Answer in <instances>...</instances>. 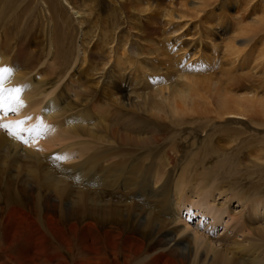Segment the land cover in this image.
<instances>
[{
  "label": "bare ground",
  "instance_id": "bare-ground-1",
  "mask_svg": "<svg viewBox=\"0 0 264 264\" xmlns=\"http://www.w3.org/2000/svg\"><path fill=\"white\" fill-rule=\"evenodd\" d=\"M46 1L0 0V69H11L4 87L21 89L22 106L17 107L16 113L30 121L28 128L38 122L46 124L48 137L40 146L23 147L11 132L0 129V264H264L262 229H258V234L251 227L242 232L256 235L259 244L236 239L214 242L197 231L191 235L189 223L181 220L182 209L189 213L194 207L204 210L205 203L211 207H206V214L214 215L216 204L212 206L205 200L214 198V192L221 198L227 197L219 205L221 211L235 200L244 209L248 206L249 219H253L262 212L260 206L264 207L263 199L251 200L259 190L251 192L241 189L242 185L217 184L218 180L208 175L211 166L196 154V139L186 138L191 145L179 157L172 152L179 149L175 132L167 138L164 131L149 133L140 122L131 123L132 119L124 117L119 121L120 116L105 103L97 104L96 89L88 86V80L81 82L82 78L76 79L69 73L71 65L79 61L78 47L72 46V14L64 4ZM172 1L159 11L166 27L174 26L177 15L180 20L192 15L197 18L213 0H198L193 10L180 3L183 13L175 11ZM255 1L235 0L237 18L234 17L235 24L227 27L228 39L217 42L208 32L201 33L205 39L200 38L197 52L187 58L186 65L185 51H178L182 53L178 59L172 57V40L162 35V42L154 50L168 57L169 65L176 68L172 70V79L176 80L171 100L157 101L162 115L157 118L162 121L168 120V116L185 114L186 100L203 97L211 85L221 88L218 105L223 115L245 116L249 104L264 110V93L260 95L264 85L252 86L239 94V87L231 88L227 83L237 78L235 72L245 69L264 74V9L261 14L250 16L249 21L247 16L238 18ZM102 2H106L109 13L112 2ZM47 4L49 8L45 9ZM148 4L146 0H135L131 6L144 13L150 7ZM47 11L52 13L48 22L42 15ZM40 27L42 37L46 36L47 27L52 28L47 56L37 46L32 47ZM201 44H206L208 50L201 48ZM98 49L101 54L103 46H97ZM217 67L219 75L214 74ZM139 71L147 76L142 68ZM116 95L109 97V107L118 105ZM32 141L37 145L40 141L35 132ZM159 143L167 153L156 156L153 167H139V160L161 152L155 146ZM186 145L180 148L185 149ZM73 148L78 149L79 161L69 156ZM133 149L142 155L130 162ZM23 163L29 165L24 175ZM254 164L260 169L264 167ZM194 199L204 204L198 205ZM230 212L229 217H237ZM241 220L246 227V218ZM221 242L218 251L215 243Z\"/></svg>",
  "mask_w": 264,
  "mask_h": 264
},
{
  "label": "rangeland",
  "instance_id": "rangeland-1",
  "mask_svg": "<svg viewBox=\"0 0 264 264\" xmlns=\"http://www.w3.org/2000/svg\"><path fill=\"white\" fill-rule=\"evenodd\" d=\"M50 1L58 4V6L59 4H64L69 14H72L71 17L68 15L69 20L72 22L75 36L72 46L78 47L79 61L76 65H71L72 68L69 73L76 79L82 78L81 80L79 79L81 82L88 80V86L96 89L95 95L100 98L98 99L96 96L97 104L102 105V103H105L116 115L120 116L119 121L124 117L132 119L131 123L140 122L139 125L143 126L149 133L154 131V134H161L163 133L162 131H164V136L167 138L169 133L175 132L176 137H178L177 146L179 149L177 152L174 150L172 152L176 153L179 157L181 152L184 156L189 150L188 146L191 145L186 143V138L196 139V154H199L200 159L207 162L208 166H211V169L207 170V172L210 173L208 175L218 180L217 184H231L236 187L242 185L243 187H241V189L245 188V190L251 192H257L253 190H259V194L252 195L253 197L251 200L259 201L263 199L262 201H264V167L260 169L254 164L257 163L264 166V110L261 107L256 104L253 106L249 104L245 116L234 114L223 115L218 105V101L221 100V88L217 85H211L209 86L210 89H207L203 97L188 98L186 100L184 105L188 111L185 112V114L168 116V120L162 121L160 118H157L162 117L158 112V106L156 105L157 101L164 103V101L171 100L174 95L172 87L176 80V77L172 79V70L176 68L169 65L170 63L166 60L168 57L154 50L155 47H159V42H162V35L172 40V57L175 56L178 59V55L182 54L178 53V51H185L184 54L187 55L184 59V65H186L187 58L191 55V57H193L194 53L197 52L196 47L201 40V33L204 34V32H208L209 36L217 42H225L228 39L229 31L227 27H230L234 23V17L237 18L236 13L238 9L235 6V0L210 1L203 8V12L198 14L199 16L197 18L195 15L193 16L191 14V18L180 20L176 14L177 17H175L174 26L172 25L173 27H170V25V28L165 26V19L159 17V11L165 8L170 0H167V2L166 0H146L149 2L147 6L150 5V7H148L149 9L144 13L132 9L135 8L131 6L135 0H109V2H112L109 13L106 12V2H102L104 0ZM193 1L194 0H173L172 4L177 13H183L185 10L179 9V4H185L187 5V10H193L194 6L198 4V0H195V3H193ZM262 1L263 0H256L255 3L252 4L253 6L248 11H242L238 18L242 20L244 16H247L246 18L248 20L253 14H261L262 12L260 11L264 9V3ZM48 5L49 4L44 8L48 9ZM74 7L75 10L72 9ZM78 11L80 14H75ZM189 12L192 13L191 11ZM51 14L52 13L47 11V14L44 12L42 15L43 17L45 16L44 19L48 22ZM228 17L230 18L229 21ZM232 18L234 19L233 21ZM219 22L222 23L220 24ZM50 27H47L46 36L43 37L40 36L43 34V28L40 27V30L36 32V36L33 38L34 43L32 47L35 48L37 46V49L42 52L43 55L45 54V56L48 55V51L50 50L49 37L52 32V28ZM82 35L83 38H81ZM35 38H39L41 41ZM241 40L243 39L238 38V41ZM75 41L76 43H74ZM224 42L222 45H224ZM37 43H39V45ZM97 46H103V52L101 54V50H97ZM201 48L205 49V51L208 50L206 44H203ZM173 50H176V52ZM53 52L55 51L53 50ZM80 54H82L81 58ZM83 55L86 63L83 62ZM199 56L198 54L197 58H199ZM119 62L122 63L121 66ZM139 67L147 73L146 77L141 74ZM217 69L219 70V67L214 68V74L217 73ZM249 70L250 69H245L243 72H235L234 76L237 74V78H235L234 81L231 80L227 82L231 84V88L239 87L237 89L239 94L245 93L248 91V88L252 86L264 85V74L260 71L254 72V70H250V72ZM209 73L210 72H208V74ZM219 74L220 73H217V75ZM65 81L67 80H64V82ZM263 93L264 91L260 89V95ZM112 95H116L119 101L118 105L115 106L114 103L109 107L110 101L108 100ZM229 106H232V103H229ZM177 107H179V105H177ZM1 113H9V116L6 118H4V115L0 116V129H3L5 132H7V129H5L3 125L14 127L19 121H24L25 124L22 127L28 129L26 125L30 121L27 122L25 117H19L16 111H1ZM34 125H36V123ZM41 129L42 127L40 128V132H42ZM124 129L125 128L121 126L123 132H125ZM14 130L15 127L13 128V131ZM43 131V135H39L40 141H38V145L36 144L37 142L32 141V135L29 143L24 144L23 147L40 146L42 142L46 141L48 138L46 137L47 134H45V129H43ZM23 133H21V135H24ZM161 145L162 144H156L155 146H158V150H160L162 148ZM182 145H186L187 148L184 149L185 146L180 148ZM61 147L62 146L57 147L56 150ZM75 149L76 148H73L69 152V156L71 159L73 158L74 161H79L78 149ZM133 150L135 153L133 156H130V162L133 159L139 160L140 155H142L141 151H136V149ZM160 151L161 152L156 155H148L147 158L139 160V167H153L157 163L156 156L167 153V151L163 149ZM67 162L65 163L69 164V161ZM28 166V164H22V169L24 168V170H22L23 175ZM214 193V198H209V200L205 199L210 201L212 206L216 204L213 210L214 215H207L205 209L206 207H211L208 203L204 204V202H198L199 200L197 199H194V201L197 202L198 205L204 204V210L203 208L200 210L194 207L191 209V213H189L186 209H182L181 220H186L185 222L189 223L191 235H194L193 233L197 231L198 233L200 232V235L206 237L207 240L210 238L209 240H214V242L217 240L229 239L233 242L236 239L238 242L248 240L259 244V238L256 235L249 236L247 232H242L248 231L250 227L255 229L256 234H258V229L264 231V207L260 206V209H263L262 212L257 214L253 219H249L250 213L248 206L244 209L235 200H232L228 204L226 210L221 211L219 205H221L227 197L223 196L221 198L218 192ZM213 201L217 202L214 203ZM228 208L231 209L237 217L234 215V218H231L232 215L229 217L231 210ZM240 217L241 219L246 218L247 226L249 227L242 225ZM188 218L190 220H188ZM227 222L228 226H226ZM215 245L214 247L220 251L223 242L215 243Z\"/></svg>",
  "mask_w": 264,
  "mask_h": 264
},
{
  "label": "snow or ice",
  "instance_id": "snow-or-ice-1",
  "mask_svg": "<svg viewBox=\"0 0 264 264\" xmlns=\"http://www.w3.org/2000/svg\"><path fill=\"white\" fill-rule=\"evenodd\" d=\"M10 73L11 69L9 68L0 69V111L2 112H15L18 106H22L19 100L21 89L4 87L5 80ZM23 124L24 121L17 122L14 126L16 131H13V126L10 125H3V127L11 132L13 137H17V132H28L29 134L35 132L37 136L41 134L39 127L36 129H24L21 127ZM23 143L28 144L29 141L23 140ZM56 159H60V157L57 156Z\"/></svg>",
  "mask_w": 264,
  "mask_h": 264
}]
</instances>
